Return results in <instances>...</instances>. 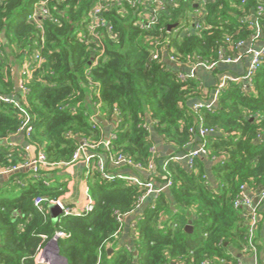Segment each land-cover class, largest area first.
<instances>
[{"label":"trees","instance_id":"trees-1","mask_svg":"<svg viewBox=\"0 0 264 264\" xmlns=\"http://www.w3.org/2000/svg\"><path fill=\"white\" fill-rule=\"evenodd\" d=\"M38 1L0 0V95L18 94L15 70L37 53L44 59L25 82L33 126L28 143L43 149L52 164L69 163L83 140H103L93 114L117 117L112 153L162 171L153 151L155 134L175 149L163 173L173 186L142 214L134 249L121 246L111 254L107 247L121 230L118 215L136 211L145 190L119 178L106 180L96 159L89 174L94 210L88 215H63L54 226L34 201L58 200L65 192L43 180L19 195H2L0 264H37L41 236L51 239L59 231L69 234L58 240L66 264H237L228 250L248 246L250 218L234 201L242 186L251 192L264 187V60L251 84L227 81L211 110H195L202 84L197 77L183 81L180 74L199 61L220 62L222 50L238 54L236 45L256 33L250 18L264 0H175L149 28L138 25L147 1L123 2L104 13L114 30H103L98 45L86 30L96 0H52V18L40 25L28 20ZM200 121L218 136L205 137L208 158L196 159L189 170L172 158L187 153L195 138L190 129L196 133ZM21 124L18 108L0 101V170L27 160L22 148L4 142ZM208 161L214 162V181L205 170Z\"/></svg>","mask_w":264,"mask_h":264},{"label":"built area","instance_id":"built-area-1","mask_svg":"<svg viewBox=\"0 0 264 264\" xmlns=\"http://www.w3.org/2000/svg\"><path fill=\"white\" fill-rule=\"evenodd\" d=\"M52 0H39L33 6L32 12L30 13L28 20L29 22H35L40 25V20L42 19H50L52 18L50 14V10L48 8V3ZM199 4H205L206 0H197ZM123 2H127L130 5L135 4V0H96V5L92 9L91 17L89 20L88 25L86 26L87 30V38L89 41L94 44L98 45L101 43L102 40V31H106L109 34L113 35V24L108 19L105 18L104 13L110 10V8L114 5L122 6ZM150 2V4H148ZM147 7V13L145 16H142L141 22L139 21L138 25L140 27H151L158 22L159 14L163 11L167 10L169 5L174 4L175 0H149ZM264 17V7L260 6L256 14H254L251 19V24L253 28L256 30L255 35H253L249 42H239L236 45V50H238V54L234 56L227 54L224 50L220 53V62L217 63H206L203 61H199L188 68V72H184L180 74V78L184 80H188L190 78H196L197 71L199 69L207 70V71H215L220 65H232L240 63L243 59L244 55L241 54L242 50H246V54L250 57V63L247 68L246 73L240 77H233V76H225L221 82L218 84L213 100L209 103H199L195 104V110L200 109L203 106H206L210 110L214 108L218 102V95L221 90L226 85L227 81H239L243 80L248 85L251 84L253 76L260 70L263 60H264V23L260 21V18ZM200 24H196V29L199 28ZM188 31V30H186ZM263 41V46L261 48L254 47V43L258 41ZM251 44L249 47H247ZM101 55V54H100ZM96 56L98 59L99 56ZM154 59L159 58V53L156 51L154 52ZM44 59L37 53L32 61H26L20 67V75L18 79L17 88L19 93L16 95L11 96H4L0 95V101H3L8 104H13L16 108H18L21 117H22V124L15 134H23L26 138V145L23 147V151L27 157L26 162L23 165L18 167H14L8 170H1L2 173H11L21 169L30 168L33 170L36 178H39L40 173L45 168L50 167H57V166H68L72 163L76 162H84L87 169L88 174H90L92 170V163L96 159L97 162V169L102 174L103 178L106 180L113 181L116 178L122 179L127 181L129 184L133 186L141 187L145 190V194L142 197L138 208L141 204L147 199L152 198V200L157 199L162 193L167 192L173 186V180L171 178H167L164 174L167 171L168 161L163 164L162 174L159 184L156 181H148L143 179L142 177L135 176L129 177L122 174H114L109 172L108 165H112L115 167H125L136 171H142L145 168L135 163L130 157L125 154H113L112 153V146L110 144L111 139H116L114 134H111L110 138L106 140H101L96 144L88 143L86 140H83L80 147L75 151L73 158L69 163H60V164H52L48 161L47 154L43 149H37L31 143H28L29 138H31V134L33 132L32 126V119L27 108L28 106V97L30 94V89L25 84L28 79H31L34 75V68L36 66H40ZM171 63L175 62V58L171 57ZM94 119V117L92 118ZM197 132L195 133L194 128L190 129V132L195 134V138L192 144H189L187 147V153L177 155L172 158L175 161H183L187 168L193 169L195 166L196 159L199 158H208L207 152V144L206 138L209 135L218 136V132L214 128H206L203 126L202 122L200 121L198 124ZM264 137V136H263ZM260 136V138H263ZM9 138H7L4 142L11 148H17L18 146L14 143L8 142ZM261 140V139H260ZM191 148V149H189ZM32 149L38 150L35 155H31L30 151ZM102 149L103 154H100L98 151ZM155 151V149H153ZM154 163L149 165V168H153ZM164 173V174H163ZM251 191L246 187L242 186L238 196L234 201V207L236 209L245 210L248 212V216L250 218V228H249V238H248V247L255 249V228L260 222V214H259V204L264 201V187L260 190L259 195L260 198L258 202H254L253 197L251 196ZM49 204H56L59 205L63 210V215L65 216H72L73 212L66 208V206L60 200H49L44 197H38L34 201V206L36 209L41 212L42 214L45 213V209ZM94 210V201L92 199L91 194H88V203L83 213L74 215L78 217H82L88 215ZM126 215H118V220L122 223V219ZM69 234L64 231H59L56 233L55 238L57 240L61 238H67ZM41 238L43 240L48 239L47 235H42ZM40 249L35 255V260L37 264H48L49 258L40 256ZM208 264V263H204ZM239 264H241L239 262Z\"/></svg>","mask_w":264,"mask_h":264},{"label":"crops","instance_id":"crops-1","mask_svg":"<svg viewBox=\"0 0 264 264\" xmlns=\"http://www.w3.org/2000/svg\"><path fill=\"white\" fill-rule=\"evenodd\" d=\"M146 1V3L149 2V0ZM148 4H150V2ZM145 9L147 10L146 7ZM250 45L251 44H249L247 47H249ZM262 46L263 41L261 40L254 43V47L256 48H261ZM241 54L244 55V57L240 61V63L232 65H220L218 67L220 71H207L203 69H199L197 71L196 77L202 84L203 92L202 98L195 100V104L211 102L213 100L218 84L225 76L240 77L246 73L250 63V57L246 54V50H242ZM19 71L20 66L15 70L16 84H18V77L20 75ZM185 71L188 72V69H186ZM93 117V120L96 123L98 122L100 127H102L103 140L110 138L111 134H113L117 117H114L111 120H107L98 112L93 114L92 118ZM153 140L155 151L161 158L159 162V168H161L167 161L166 158L169 156V150L172 149V147L164 144V142L155 134H153ZM8 142L14 143L18 147L23 148L26 145V138L23 134H14L9 137ZM37 151L38 150L32 149L30 151V154L35 155ZM213 166L214 162L212 161H208L205 166L206 173L212 181H214L212 173ZM157 168V165L154 164L153 168L148 167V169L136 171L125 167H115L110 164L108 165V170L111 173L122 174L129 177L139 176L148 181H156V183L159 184V180H157V178H161L162 171L158 170ZM37 180H43V183L47 187L64 190V195L58 200H60L67 209L71 210L73 212V215H78L84 212L88 203V194H91L88 169L84 162H76L68 166L45 168L40 173L39 178H36L33 170L30 168L21 169L19 173H2L0 170V196L19 195L21 192H23L24 188L28 187L30 183H34ZM259 192L260 190L256 192H250L251 196L254 199V202H256V200L258 202L260 198ZM153 203L154 200H152V198H147L141 204V206L137 208L136 211L129 215H126L122 219L121 230L116 237L115 243L107 247L110 254L114 252L115 248H119L121 246L134 249L136 240L138 239V225L141 216L148 207L153 205ZM48 206L46 208L45 214L50 217L55 226L60 221L63 215L52 212V210ZM172 207L175 208V203H173ZM259 214L260 222L255 228V249L249 248L248 246H246L244 249L231 246L228 250V253L233 255L237 259V264H239V262L241 264H264V201L259 204ZM55 235L51 239H42V243L37 250L38 252L40 249V256L46 257V259L49 258L50 261L48 264L56 263L55 259H53L55 257V247L53 242V240H56ZM58 264H60V262H58Z\"/></svg>","mask_w":264,"mask_h":264},{"label":"water","instance_id":"water-1","mask_svg":"<svg viewBox=\"0 0 264 264\" xmlns=\"http://www.w3.org/2000/svg\"><path fill=\"white\" fill-rule=\"evenodd\" d=\"M175 27L176 26L173 25V26L170 27V29L175 28ZM169 151H170L169 155H171V154L174 153L175 149L172 148ZM19 172H20V170L15 171L14 173H19ZM256 202H257V200H256ZM48 207H50V209L52 210V212H55V213L60 214V215L61 214L63 215V210H62V208L59 205L49 204ZM186 231L187 232H192L193 231V226L192 225H188L186 227ZM53 242H54V247H55V255H54L55 257L53 259H55V261H56V263L55 262L54 263L55 264H58V262H60V264H66L67 261L60 255L58 240L57 239L56 240H53Z\"/></svg>","mask_w":264,"mask_h":264},{"label":"rangeland","instance_id":"rangeland-1","mask_svg":"<svg viewBox=\"0 0 264 264\" xmlns=\"http://www.w3.org/2000/svg\"><path fill=\"white\" fill-rule=\"evenodd\" d=\"M143 18V17H142ZM142 19H140V22H141ZM139 23V22H138ZM140 25V24H139ZM137 232V231H136Z\"/></svg>","mask_w":264,"mask_h":264}]
</instances>
